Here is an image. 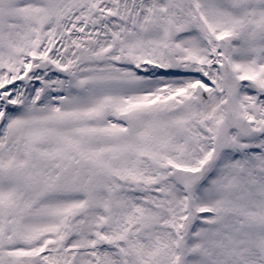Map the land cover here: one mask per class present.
I'll return each mask as SVG.
<instances>
[{"label": "snow or ice", "instance_id": "snow-or-ice-1", "mask_svg": "<svg viewBox=\"0 0 264 264\" xmlns=\"http://www.w3.org/2000/svg\"><path fill=\"white\" fill-rule=\"evenodd\" d=\"M0 264H264V0H0Z\"/></svg>", "mask_w": 264, "mask_h": 264}]
</instances>
